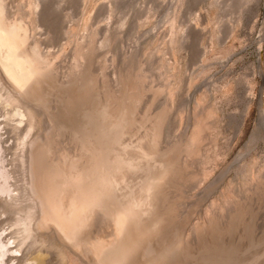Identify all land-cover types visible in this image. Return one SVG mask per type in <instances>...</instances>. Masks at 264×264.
Segmentation results:
<instances>
[{"label":"rangeland","instance_id":"rangeland-1","mask_svg":"<svg viewBox=\"0 0 264 264\" xmlns=\"http://www.w3.org/2000/svg\"><path fill=\"white\" fill-rule=\"evenodd\" d=\"M0 3L21 55L36 67L35 82L47 85L36 90L33 82L30 99L22 98V126L17 118L4 122L11 108L0 104L12 182L19 184L14 159L23 135L32 129L29 141L43 142L52 128L46 162L61 173L56 212L65 220L80 184L90 190L73 237L60 239L63 223L58 229L50 220L8 264H30L25 258L37 254L41 264H201L198 258L222 250L234 264H264V0ZM33 46L48 65L30 58ZM45 66L48 75L35 73ZM84 81L91 82L97 119L84 138H74L58 116L71 123L66 108ZM101 108L109 124L124 114L119 124H104L106 145L97 130ZM149 169L159 176L154 183L145 177ZM11 210L0 196L5 239L20 228ZM151 215L161 222L147 239L137 226ZM145 242L159 253L144 255ZM158 248L174 254L164 258Z\"/></svg>","mask_w":264,"mask_h":264},{"label":"bare ground","instance_id":"bare-ground-1","mask_svg":"<svg viewBox=\"0 0 264 264\" xmlns=\"http://www.w3.org/2000/svg\"><path fill=\"white\" fill-rule=\"evenodd\" d=\"M2 6H3V4L0 3V104L3 105V107L5 109H7L6 107L11 108V112L5 113L6 110L3 112V113H5V115L8 116V117L5 116V117H7V119L6 120L4 119V122H6L8 120V118H12L11 121L13 120V118L14 119L17 118L18 120L19 119L20 120L18 122L16 121V123H18L16 125L22 126L21 121H24L23 112L20 111V109H21L20 105L24 104L22 101V98L30 99V94L32 91H34L33 90V82L36 85V88H35L36 90L40 89L42 91H45L47 88V85L46 84H40L39 82H35V79L32 76L31 72H32L33 67H34V69L36 67L32 64L31 61H29V59L26 58V56L24 57L23 55H21L20 47H19L20 44H19V42L16 41L15 36H13L11 34L12 30H14L16 27L14 24L12 25L10 23H6V21L2 18L3 17L2 16ZM5 17H7V16H5ZM16 25H18V24H16ZM100 35L102 36V34H100ZM126 37H127V35H126ZM32 48L33 49L30 53L31 54L30 58L34 62H36L37 64L48 65V63H47L48 60L45 61L46 60L45 57L42 58L40 56V53H38V50H37L38 48L36 46H33ZM125 58H126V56H125ZM74 66H77V65H74ZM66 70H67V68H66ZM73 71H74V69H73ZM75 72H76V70H75ZM35 73H37V75H48L49 74V68L47 66L43 67L42 69L39 68L38 70H36ZM2 76H3V78H2ZM65 80H64V82H65ZM48 83H50V81ZM43 85H44V87H43ZM90 87H91V82L90 81H84L81 88H80L79 94L75 95L71 99V101H69L66 110L70 114V120L69 121H71V123L68 124L67 121L61 119L62 116H58L62 123H64V122L66 123L67 129L69 127H71V131H72L74 138L77 136V134H79L78 137L82 134V136H80V137L84 138L83 135L85 133H87V134L90 133V129L93 128V124H94L95 120L97 119V115H96L97 112L94 110V107H96V99H95V96H93V94L91 93ZM34 97H36V96H34ZM92 111H95V112H92ZM98 111H101V113L98 114L99 116H101V119H100L97 127H99V129L101 128L103 130V132L102 131L99 132V129H97V130L99 133V137L101 138V140H104V143L106 145V142L108 143V141H110L108 139L109 131L107 130V128L105 130L103 127H105L104 124L107 123L106 121L110 120V116L108 115L105 108H101ZM263 114H264V112H263ZM119 116H124L122 111L119 113V115L115 116L116 117L115 120H112V122H110V124L107 123V126L112 125V123L114 124V122H116L115 124H119V119H118ZM2 117L3 116H1V119H2ZM259 118L261 119L262 117H259ZM1 119H0V124L2 122ZM263 120L261 119L262 122H263ZM9 121H10V119H9ZM61 122L57 123V126L55 128L62 129L61 126H63V125L61 124ZM262 124H264V123H262ZM1 130L2 129H1V125H0V132H1ZM31 130L28 129V131H26V133L24 132L25 135H23L24 136L22 138L23 141H22V143H20V146H19L20 147L19 148L20 154L17 155L16 156L17 158L14 159L16 166L21 169V170H19V171L17 170V171L24 174V175H22L21 173H19V176H21V175L25 176L24 180H23V177H21V179H22L21 180L18 175H17L18 177L15 175V177H17L20 180H18L17 178H15L14 180L16 182L19 181L18 185H20V181H22L23 182V184L21 183L22 186H18L17 184H15V182L14 183L12 182L13 178H14L12 173H14V172L9 171L8 170L9 168H7L5 165L6 160H5V156H4V149L2 147V144H4V143L1 142L2 136L0 133V196L4 198V205L8 206L10 209L13 208V210H11V211H12V213H14L17 216V218L14 221L15 224H13V225H15L16 227L17 226L20 227L19 230L17 232L13 233L12 236L9 237L8 239H5L2 235L3 233L2 234L0 233V264H8L13 259H16L18 257L22 258L21 249L24 246V244L29 240V238L33 235V229L34 228L35 229L36 228L37 229L44 228L46 226V223L50 222V220L53 223H56L55 225L58 229H60L59 228L61 225L60 223H63V228L66 229L67 233H66V235L63 236V235H61V233L58 232L60 235V237H59L60 239H62V240L65 239V241H66V239L68 240L69 238L73 237L71 229L74 225V221L77 218V214H78V212L82 211L88 205L89 200H90V190H88L86 187L81 188V184H80V186L78 187L77 199L75 197H73V199L71 198L72 200L70 199V201L67 203L66 209L68 211V214H67L66 219H65L66 223L63 222V221H65L64 217L59 216L58 212H56L58 205L55 203V197L58 194L57 191L59 188L58 185L60 183L61 173H60L59 167L57 165H54L52 163L48 164L46 162L47 154L50 151L49 145H52V142H53V133H54L53 129L50 128V132H49V129H47L49 134L47 136L46 135L47 132H46V134H45L46 137L44 138L43 142L39 141L36 138H33L31 141H29V139H30L29 138V135H30L29 131H31ZM87 136L89 137V135H87ZM83 140L85 141V139H83ZM92 140H93V137H92ZM95 142H97V141H95ZM80 143L81 142H79V144ZM98 143H100V142H98ZM40 145H42V146H40ZM66 145H67V143H66ZM97 147H98V149H100V147L98 145H97ZM101 147H102V145H101ZM23 151L25 153H23ZM22 153H23V155H22ZM16 168H15V171H16ZM152 168L155 170V167H152ZM17 173H15V174H17ZM147 175L148 176H145L146 179L152 183L156 182L159 179V176H155V173H154V171H152V169L151 170L149 169V172ZM73 178H74V176H68L67 180L72 181L74 184V181L76 182V180H74ZM81 181H83V180H81ZM79 182L80 181L78 180V183ZM65 187H67V186H65ZM68 190H70V189H68ZM25 202H26V204H25ZM232 218L234 219V216ZM216 221H217V219H216ZM160 222H161V218H159V216L151 215L150 220L147 222V224H145L143 226L138 224L139 226H137V228H139V229L141 228L143 234L148 237L147 239H149V236H150V238H152L153 235L155 234V230L159 226ZM228 222H230V220ZM235 222L233 220L232 223L234 224ZM231 227H232V225H231ZM140 233L141 232H139V234ZM216 239H217V237H216ZM108 241H109V239H108ZM80 242H81L80 244L83 243V241H80ZM94 243L96 244V246L98 245L97 243L100 244V242L98 240H95ZM106 244H108V243H106ZM110 244H112V243H110ZM83 247H84L83 249H85V246H83ZM142 247L144 249V255H147V256L149 255L150 257H154V256H156V254L159 253V251H157L148 242L143 243ZM158 249H160V248H158ZM160 251L162 253L163 250L160 249ZM222 251H214L211 257L210 256H205V257L201 256L198 259L200 260L201 264H203V263L204 264H234V261L226 259V258H231L234 255L232 253L222 252ZM173 254L174 253L172 250L164 249V251H163L164 258L166 257L167 259L169 257H172ZM31 257H33V256H31ZM25 260H28V262H30V264H41L42 257L37 254L33 258H30V257L28 259L25 258ZM25 260L23 258V261H25ZM166 262L167 261H164L163 264H166Z\"/></svg>","mask_w":264,"mask_h":264}]
</instances>
